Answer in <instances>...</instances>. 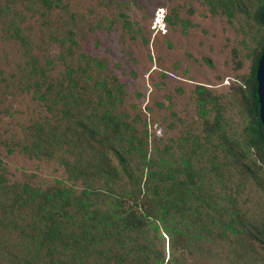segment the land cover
Segmentation results:
<instances>
[{
	"label": "rangeland",
	"instance_id": "374dc122",
	"mask_svg": "<svg viewBox=\"0 0 264 264\" xmlns=\"http://www.w3.org/2000/svg\"><path fill=\"white\" fill-rule=\"evenodd\" d=\"M263 1L0 0V172L7 200L25 185L43 191L84 188L68 178L63 162L72 157L66 145L50 157L31 155L25 146L33 145L37 124H47V131L56 124L63 129L71 119L62 114L57 92L62 82L68 84L67 71L86 68L87 58L98 65H90L88 74H74L75 87L95 103L104 94L99 82L112 85L116 78L123 87L109 109L131 125L127 133L136 135V144L140 139L145 144L132 154L133 167L144 168L145 152L158 164L166 159L181 165L189 156L220 193L261 226L264 164L254 165L255 153L244 149V138L250 121L245 81L264 46ZM50 85L48 101L42 100ZM198 86L212 101L206 123ZM85 108L81 104L79 110ZM14 212L20 218L25 211ZM26 221L0 226V264H59V248L55 261L46 249L31 260L35 252L21 227ZM239 264H264V251H250L242 242Z\"/></svg>",
	"mask_w": 264,
	"mask_h": 264
},
{
	"label": "trees",
	"instance_id": "16d2710c",
	"mask_svg": "<svg viewBox=\"0 0 264 264\" xmlns=\"http://www.w3.org/2000/svg\"><path fill=\"white\" fill-rule=\"evenodd\" d=\"M259 15L264 25V1ZM263 52L264 46L245 81L250 121L244 149L255 153L254 165L260 169L257 163L264 164V126L257 69ZM85 61L86 68L67 71L68 84L62 82L57 92L64 101L62 114L71 119L63 129L56 124L47 131V124H37L33 145L25 146L31 155L50 157L55 148L66 145L72 157L63 162L68 178L81 181L84 188L43 191L25 185L23 190L14 189L9 202L0 172V226L19 225L28 218L21 227L28 232L35 252L31 260L40 259V252L46 249L55 261L59 248V264H239L242 242L248 243L250 251L256 247L264 251V223L253 225L231 196L220 193L216 184L206 179L191 157L182 158L181 165L166 159L158 164L145 152L144 168L132 166V154L143 151L145 144L141 139L136 144V135L127 133L131 125L109 109L123 87L116 78L112 85L99 82L104 94L98 102L84 99L82 88L75 87L74 74H88L90 65H98L95 60ZM52 90L50 85L40 98L48 101ZM196 92L206 123L210 94L203 86ZM81 104L87 106L83 111L79 110ZM230 150L237 158L234 147ZM247 169L255 171L251 166ZM17 207L25 211L20 218L14 212Z\"/></svg>",
	"mask_w": 264,
	"mask_h": 264
},
{
	"label": "water",
	"instance_id": "95a60500",
	"mask_svg": "<svg viewBox=\"0 0 264 264\" xmlns=\"http://www.w3.org/2000/svg\"><path fill=\"white\" fill-rule=\"evenodd\" d=\"M257 82H258V99L260 104V119L264 126V52L259 60L257 69Z\"/></svg>",
	"mask_w": 264,
	"mask_h": 264
},
{
	"label": "bare ground",
	"instance_id": "6f19581e",
	"mask_svg": "<svg viewBox=\"0 0 264 264\" xmlns=\"http://www.w3.org/2000/svg\"><path fill=\"white\" fill-rule=\"evenodd\" d=\"M158 21H159L160 23L163 22V21H162V17H159V20H158Z\"/></svg>",
	"mask_w": 264,
	"mask_h": 264
}]
</instances>
